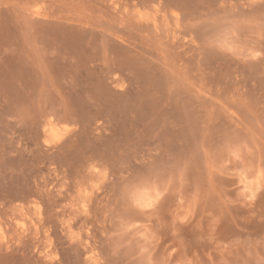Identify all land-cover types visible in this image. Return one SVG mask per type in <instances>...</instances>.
I'll use <instances>...</instances> for the list:
<instances>
[{"label":"rangeland","instance_id":"rangeland-1","mask_svg":"<svg viewBox=\"0 0 264 264\" xmlns=\"http://www.w3.org/2000/svg\"><path fill=\"white\" fill-rule=\"evenodd\" d=\"M0 264H264V0H0Z\"/></svg>","mask_w":264,"mask_h":264}]
</instances>
